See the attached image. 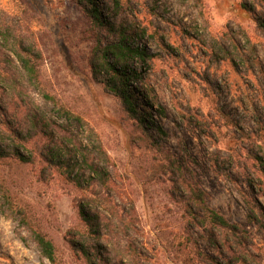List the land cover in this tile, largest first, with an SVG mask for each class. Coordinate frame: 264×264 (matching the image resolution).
<instances>
[{"label":"rangeland","instance_id":"obj_1","mask_svg":"<svg viewBox=\"0 0 264 264\" xmlns=\"http://www.w3.org/2000/svg\"><path fill=\"white\" fill-rule=\"evenodd\" d=\"M95 5L103 25L75 0H0V173L20 206L0 194V264H50L22 210L65 264H88L80 245L97 264H215L214 244L184 216L179 174L245 228L232 264H264V0ZM121 29L148 54L124 63L146 124L92 69L100 55L113 62L103 50ZM20 39L38 56L36 80L16 55ZM79 203L99 220H83Z\"/></svg>","mask_w":264,"mask_h":264},{"label":"trees","instance_id":"obj_2","mask_svg":"<svg viewBox=\"0 0 264 264\" xmlns=\"http://www.w3.org/2000/svg\"><path fill=\"white\" fill-rule=\"evenodd\" d=\"M77 3L81 4L83 10L86 14L99 25H103V16L99 8L95 5V0H75ZM1 26H6V23L2 22L0 19ZM125 30V29H124ZM119 30L117 33L118 39L108 44L103 50L105 53L108 52L112 55L113 62L109 61L108 55H100L98 60L92 61L93 72L99 76L110 91L118 94L124 101L128 111L133 112L137 118H140L141 124H146L148 122L147 114H149L146 108L144 111H138L134 103V97L130 93L131 89L128 84L130 76L136 75V69H129L125 66L127 57L129 56H140L143 61L146 60L148 54L144 50H140L137 47L131 46L127 41L126 30ZM6 41L8 38L3 34L1 35ZM16 55L23 67L24 72L31 80H36L39 75V64L37 62L38 56L35 55V51L28 48H23L21 46V39L16 43ZM98 50V46L96 51ZM121 63L118 68L116 64ZM124 66V67H122ZM147 110V111H146ZM159 132L165 134L162 127L157 129ZM12 156L15 157L20 162H26V158L18 150L13 151ZM6 156L0 152V161L4 160ZM179 171H182V166L178 167ZM185 170V169H184ZM186 173V171H185ZM182 177L181 180H177L175 188L178 190L179 202L184 207L185 217L189 223L196 225L201 231V236L206 238L214 244L215 249H217L218 254L221 256L222 260L215 259V264H232L234 259H236L237 254L240 250H245L243 244V236L246 233L244 227L237 222H232L228 220L218 209L212 207L207 198V192L205 188L196 181L193 177L186 178L185 175L179 174ZM77 182V181H76ZM0 194L4 197L6 203L13 209H19L20 206L15 199L14 187L9 181L0 173ZM101 199L107 200L106 195L99 193ZM110 202V201H108ZM78 209L83 220L90 223L99 220V214L97 212H86L84 210V205L78 204ZM109 212L113 215L116 213L114 207H109ZM24 219L31 226L36 240L41 247L44 255L48 258L50 264H65L63 259L58 258L57 247L53 237L49 236V232L43 227L41 221L36 216L35 212L32 210L24 213ZM124 225L131 223L133 218L127 222V220H121ZM72 241V239H71ZM71 242L72 245H75ZM131 241L128 242L130 247ZM197 244V242H196ZM197 246H199L197 244ZM79 249L84 256L87 258L88 264H97L96 257L98 254H91L89 248L85 245L79 246ZM199 249V248H198ZM197 255L203 256L201 251L196 250ZM210 257V256H209ZM138 261V260H137ZM139 262V261H138Z\"/></svg>","mask_w":264,"mask_h":264}]
</instances>
